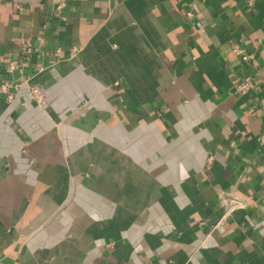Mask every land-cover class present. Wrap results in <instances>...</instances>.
<instances>
[{
  "label": "crops",
  "instance_id": "1",
  "mask_svg": "<svg viewBox=\"0 0 264 264\" xmlns=\"http://www.w3.org/2000/svg\"><path fill=\"white\" fill-rule=\"evenodd\" d=\"M3 81L0 264H264V0H0Z\"/></svg>",
  "mask_w": 264,
  "mask_h": 264
},
{
  "label": "built area",
  "instance_id": "2",
  "mask_svg": "<svg viewBox=\"0 0 264 264\" xmlns=\"http://www.w3.org/2000/svg\"><path fill=\"white\" fill-rule=\"evenodd\" d=\"M254 0H247L248 3L253 2ZM53 16L63 19V3L61 1H56L53 4ZM43 42V36L41 34L34 36L33 38H27L21 41L19 47L20 62H17L15 59H8L3 65L4 71L8 74H11L15 69L20 71L24 70L31 59L39 56L41 54V44ZM73 51L77 50L78 47L72 48ZM60 48H56L53 51L54 56L60 54ZM234 52L240 56L241 61L249 62L252 58L251 54L243 47L234 48ZM45 68V65L41 61H36L34 64V73H37ZM17 84H14V86ZM9 84L6 81H3L0 84V91L6 94L7 99L11 98V93L8 90ZM257 88V85L253 82V77L250 73H244L239 76L238 81L234 85V90L238 94H247L251 90ZM29 93L31 97L37 101L42 102L44 98L43 90L37 84H32L29 86ZM262 187L264 191V179L262 181ZM218 202L221 208V216L217 222V225L227 219L236 211L243 209L247 206V202L238 196L233 191H220L218 194Z\"/></svg>",
  "mask_w": 264,
  "mask_h": 264
}]
</instances>
